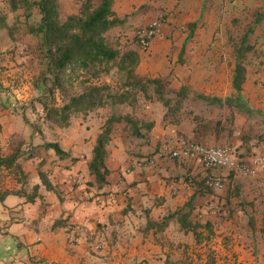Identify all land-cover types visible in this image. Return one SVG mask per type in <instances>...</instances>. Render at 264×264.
Instances as JSON below:
<instances>
[{
    "label": "rangeland",
    "instance_id": "374dc122",
    "mask_svg": "<svg viewBox=\"0 0 264 264\" xmlns=\"http://www.w3.org/2000/svg\"><path fill=\"white\" fill-rule=\"evenodd\" d=\"M57 2L59 20L77 14L81 4V0ZM112 10L122 23L106 32L107 40L121 52L137 51L135 73L142 81L158 80L169 107L157 99L155 83L144 82V90L123 86L124 76L113 66L90 82L106 84L112 93L128 91L127 100L131 102L105 104L84 119L74 114L67 125L59 126L43 118L37 101L42 91L33 88L36 78L42 77L46 84L50 80L44 71L39 36L28 30L37 24L40 13L34 8L32 15L25 18L21 10L7 11L0 0V15L5 16L0 27V143L3 152L16 149L23 162L30 157L29 163L19 165L24 179L22 193H31L30 176L38 171L46 179L47 174L58 175L55 186L63 179L68 183L66 172L74 163L72 158L83 159L70 157L56 164L52 157H56L55 153L43 142H57L58 138L63 146H74V140L79 139L84 146L99 132L106 117L129 114L141 136L133 135L130 123L113 125L106 144L105 162L113 176L106 185L107 193L119 194L118 201L129 206L136 190L143 192L145 187L159 192L174 180L169 197L178 203L176 210L192 193L183 174L191 176L201 169L193 162L186 163L182 150L189 144L231 148L238 163L232 179L223 170L222 187L214 190L212 198L196 195L191 208H183L189 210L187 218L196 225L199 239L196 251L191 252L195 261L187 262L207 264L210 256L219 257L225 251L223 244L241 246L256 254L257 249L250 248L251 241L260 237L264 242V0H113ZM153 21L159 22V31L143 47L135 37L140 38L142 30ZM10 46H21V53ZM243 46L249 48L240 53L245 72L241 89L236 92L231 77ZM8 62L14 64L6 67ZM74 76L64 82L62 92L53 90V104L60 106L80 91L82 84ZM180 90L182 95L178 94ZM145 124L151 126L145 128ZM94 139L87 144L91 146ZM79 150V156H84L85 149ZM171 151H179V155L172 157ZM81 184L85 185L83 190L93 188L87 177ZM78 185L68 183L70 188ZM0 186L20 190L7 173L0 179ZM160 198L149 197L141 206L151 202L155 205ZM16 208L5 209L10 220H19L17 215L14 217ZM168 212H159V220ZM15 226L9 223L5 231ZM13 236L11 239L19 241L16 234ZM23 249L26 253L29 246ZM261 256L264 262V243Z\"/></svg>",
    "mask_w": 264,
    "mask_h": 264
},
{
    "label": "crops",
    "instance_id": "0c3cea01",
    "mask_svg": "<svg viewBox=\"0 0 264 264\" xmlns=\"http://www.w3.org/2000/svg\"><path fill=\"white\" fill-rule=\"evenodd\" d=\"M10 47L19 49L21 53V46ZM13 58L16 61V55ZM13 64L8 62L5 65L10 67ZM95 136L87 140L84 146L79 139L73 143L78 146H63L58 138L56 140L58 146L69 154L60 158L62 160L52 156L56 164L64 163L70 157L83 158V166L82 160L75 159L66 172L68 183L79 179L77 187L70 188L64 179L55 186L59 176L51 173L47 174V179L53 190L45 189L37 180L36 173L30 176L32 184L38 185L37 195L32 201L25 202L24 193H9L0 201V264H188L187 261L191 259L194 262L195 255L191 252L196 251L194 248L199 246L196 245L199 239L191 232L181 230L174 219H169L161 230H156L155 225L147 226V219L158 222L159 212L164 214V211L176 208L178 203L169 197L171 190H174V180L159 192L148 191L145 187L143 192L136 190L133 204L127 208L118 201L120 195L107 193L106 187L98 192L94 188L83 190L85 185L81 181L89 177L85 162L90 157L93 145L87 142H91ZM82 148L85 155L79 156V149ZM22 162L18 157L17 163L22 167L29 160ZM79 168L80 173L77 172ZM110 177H113L112 173L108 180ZM149 197H162L163 200L160 198L157 204L152 205L151 202L142 207L141 203ZM15 208L14 217L17 215L19 220H10L5 209L13 211ZM144 209L148 210L147 216ZM57 219L58 223L52 227ZM9 223L16 226L12 231H5ZM14 234L19 241L11 239L10 236L14 237ZM96 239L100 247L94 250L89 245ZM263 243L260 237L251 241L250 248L253 250L255 247L256 254L242 250L241 246L223 244L225 251L219 257H209L212 260L209 264H264L261 260ZM25 246H29L26 253L23 249Z\"/></svg>",
    "mask_w": 264,
    "mask_h": 264
},
{
    "label": "trees",
    "instance_id": "16d2710c",
    "mask_svg": "<svg viewBox=\"0 0 264 264\" xmlns=\"http://www.w3.org/2000/svg\"><path fill=\"white\" fill-rule=\"evenodd\" d=\"M7 11L14 12L21 10L25 18L32 15V10L37 8L40 13V19L35 26L29 27V32L33 35H38L40 43L44 50V71L50 76L48 84L44 82L43 78H36L33 82V88L42 91V95L38 98L41 103L43 118L59 126H65L69 122L71 115L79 114L82 119L86 118L88 113L104 106L105 104H129L131 100H127L129 92L112 93L106 84H96L90 82L91 79H97L100 75L108 73L111 67H115L119 73H122L124 80L123 86L144 90V82L155 83V92L157 99L164 107H169V101L163 97L158 80L146 79L142 81L135 73L136 66L139 61V54L135 50H125L121 52L118 48L112 46L111 42L107 40L106 32L121 24L122 19L116 16L112 10L113 0H81L77 14L68 15L64 19L59 20L57 0H3ZM5 16L0 15V27L3 26ZM159 23V22H158ZM152 37L145 38L144 44L140 43V38L135 37L136 42L144 47ZM249 47L243 46L239 50V56L233 65L231 86L239 92L244 79V66L240 62L241 51H246ZM71 75L79 78L82 84L80 91L75 92L69 96L60 106L53 104V90L58 89L62 92L64 82H66ZM182 90L178 92L182 95ZM133 101V97H132ZM193 119H197L193 116ZM124 121L131 124V131L133 135L141 136L129 114H111L105 118L100 126L99 132L96 134L94 143L90 150V157L85 162V168L88 178L92 181L93 188L96 192L106 187L109 182L108 176L111 172L110 168L105 163L107 157L106 144L109 141L113 125ZM150 124H145V128H149ZM196 130V129H195ZM42 145L53 150L55 155L59 158L68 157L69 154L63 151L56 142H43ZM172 152V151H171ZM170 152V155H171ZM20 156L16 149L3 152L0 146V179L3 174L7 173L15 179L16 184L20 185V190L15 188H8L7 186H0V201L9 193L20 195L23 191V173L17 163ZM173 157V156H172ZM176 157V156H174ZM30 158L29 156L25 159ZM186 163L193 166H200L201 169L191 176H187V172L183 174V179L187 181L192 193L189 198L183 203L181 208L174 211H169L166 216L158 222L147 219V226L155 225L156 230H161L169 219H174L184 232H191L196 238L195 224L188 220V211L183 210L184 207L191 208V200L196 196L213 197L214 190L220 189L223 182L222 171H227L229 180L232 179V174L235 169L224 168H203L197 162L185 157ZM76 158H72L74 161ZM220 171V172H219ZM189 173V172H188ZM38 178L40 184L45 189L53 190L45 175L38 171ZM211 176H219L221 186L219 188L211 187L206 184V180ZM79 179H77L78 181ZM76 179L72 183H77ZM75 183V184H76ZM38 185L31 187L30 194H24L25 202H30L37 195ZM55 191V190H54ZM107 192V191H106ZM55 193H57L55 191ZM128 205H126V208ZM145 215L147 216V209ZM58 219L52 224V227L58 223ZM209 227L208 224H205ZM198 226V224H197ZM90 247L94 250L100 247L99 240H95ZM211 257V256H210ZM211 258L208 264L211 263Z\"/></svg>",
    "mask_w": 264,
    "mask_h": 264
},
{
    "label": "built area",
    "instance_id": "2783aa9c",
    "mask_svg": "<svg viewBox=\"0 0 264 264\" xmlns=\"http://www.w3.org/2000/svg\"><path fill=\"white\" fill-rule=\"evenodd\" d=\"M158 31V22H151L146 28L142 30L140 42L144 44V37H153ZM182 153L185 157L197 162L203 168H224L228 170L238 168L235 151L225 146H204L198 144H189L184 150H182ZM171 155L178 156L179 151H172ZM205 182L211 187L219 188L221 186V180L219 176H211Z\"/></svg>",
    "mask_w": 264,
    "mask_h": 264
}]
</instances>
